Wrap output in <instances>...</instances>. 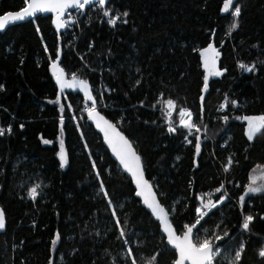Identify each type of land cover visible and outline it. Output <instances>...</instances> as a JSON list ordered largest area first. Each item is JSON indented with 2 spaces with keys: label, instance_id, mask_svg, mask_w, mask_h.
<instances>
[{
  "label": "trees",
  "instance_id": "16d2710c",
  "mask_svg": "<svg viewBox=\"0 0 264 264\" xmlns=\"http://www.w3.org/2000/svg\"><path fill=\"white\" fill-rule=\"evenodd\" d=\"M225 3L109 0L100 11H74L75 25L67 14L60 33L53 15L0 31V208L6 221L0 264H132L129 247L136 264L157 253L154 264H175L177 258L89 122L85 108L93 103L85 93L60 89L52 71L60 50L66 78L87 81L98 110L133 142L177 232L196 222L203 203L223 198L203 209L207 215L193 229L194 241L223 237L214 240L221 252L213 264H231L241 244L240 264H264L258 255L264 248V191L240 201L253 170L264 166V129L250 141L247 121L240 119L264 115V0H233L228 11ZM237 5L241 15L233 30ZM25 6L26 0H0V15ZM109 9L113 16L127 12L122 20L128 22L111 26L104 15ZM209 44L219 53L221 75H209L205 67ZM240 63H255L256 70L247 72ZM168 99L174 101L171 110ZM182 109L192 112L199 131L180 126ZM170 122L175 132L168 131ZM37 185L33 200L29 191ZM247 215L254 220L245 230ZM121 226L127 243L119 238Z\"/></svg>",
  "mask_w": 264,
  "mask_h": 264
},
{
  "label": "snow or ice",
  "instance_id": "6c2138e0",
  "mask_svg": "<svg viewBox=\"0 0 264 264\" xmlns=\"http://www.w3.org/2000/svg\"><path fill=\"white\" fill-rule=\"evenodd\" d=\"M107 0H26V6L23 7L22 10L16 12H8L7 14L0 15V30L4 29L7 24L15 23L18 21H23L26 18H31L36 16L38 13H48L52 12L55 13L56 16V26L57 28H65L66 22L62 20V17L66 14V10L69 8H76L78 10L85 9L86 6L92 5H100L101 7L105 6ZM233 4V0H226L224 10L228 11L229 6ZM232 14L234 16L235 22L232 24V29L235 30L239 27L238 18L241 15V7L237 5L233 10ZM106 17H109L107 22L111 26H116L118 21L126 18L128 16L127 12H123L122 14H118L113 16L111 10H107L104 12ZM123 23H127V19L122 20ZM212 53L211 57L207 54ZM218 52L216 48L209 44L208 48L204 50L205 55V67L209 69V75H221V72L216 69V57L218 56ZM239 67L247 72H253L256 70V64H245L240 63ZM52 68L56 70V79L60 83L61 89H64L66 86L71 87L72 85L66 84L64 77V70L63 68H58L56 62H53ZM73 81L78 83L80 86L83 87L85 95L87 96L89 101H92L93 106L88 109L89 117L93 118L97 122V127H100L101 130L104 132L105 138L107 142L111 145L112 151L117 155L120 160V163L123 167L130 172L133 177H135L137 186L140 188V191L137 195L144 196V203L148 205V207L152 210L156 216L161 219L165 225L164 231L167 233L168 242L178 251V259L175 261V264H185V262H189V264H213L215 257L220 254L219 249L214 245V240L223 239L222 236H215L212 239L205 238L200 240L199 238L196 241H193V229L196 227L197 224L200 223V220L203 219L207 212H204L203 209H208L209 211L211 208L216 207L217 203H222L223 198L219 199L216 203H213L211 199L208 200L207 203H203L201 208L197 209L198 218L196 222L191 226H185L186 231L182 233V235H177L175 229L172 227V224L169 222L168 213L165 212V209L160 205L157 201L155 194L151 191L152 186L149 184L147 180L144 179L143 169L141 165V158L138 156L133 148L129 140L119 131H117L116 125L106 120L103 116H101L96 111V101L94 96L92 95V91L89 88L88 82L85 80H76V77H72ZM139 83V81H137ZM204 90L206 91L208 88L207 77H205L204 82ZM203 100V97H201ZM231 103L235 104V101H231ZM227 107V104L221 105V108ZM166 108L171 110L174 108V101L168 99L166 101ZM168 115H171V112H168ZM225 121L229 119L227 115L223 117ZM240 119L247 121V136L248 139L251 141L255 138V136L264 129V115L260 116H244ZM61 123H63V118H61ZM180 126L189 129H196L199 131V127L193 121L192 112L188 109H182L180 111ZM8 132H11V129H7ZM169 132H175L176 128L171 126V122L168 128ZM5 132L4 129H0V135H3ZM44 143H51V141L45 140ZM191 143V141H189ZM196 154L200 153L201 147L199 143V138H197V143L195 144ZM59 158L61 160V166H64L68 163V156L67 152L64 149V142L63 140L60 141V153ZM232 164L231 158H229L228 165ZM93 167L95 168V162H93ZM259 167V166H258ZM228 170V167L225 168ZM100 173L97 170V176ZM255 181H253V184ZM250 184L247 188V191L240 197V201L243 202L245 197L250 193H258L264 191V188L253 186ZM40 186H34L29 191V196L35 200L37 196L40 194L38 188ZM223 185L220 188H217V192H221ZM145 190H147V194H145ZM101 191L103 192L104 196L108 198V203L111 205L112 201L108 195L107 190L103 186V182L101 181ZM210 195V194H209ZM204 197H201L203 201ZM113 216H116V210L113 209ZM254 220V217L251 215H247L244 218L243 222V229L248 230L250 223ZM117 225H120V220L116 219ZM6 226L5 221V213L3 208H0V231L4 230ZM120 237L125 239L126 243L128 242L127 236L125 233V229L121 226L120 229ZM227 235V233H225ZM60 239L59 233H56L55 238L52 241L53 247H55L57 241ZM245 251V245L241 244L238 250L234 252L231 256V264H240L242 259L243 253ZM127 255L132 259V264H136V258L132 253V248L129 247L127 249ZM159 255L154 254L146 264H154L156 260V256ZM258 255L264 259V248L260 249ZM143 264V262H142Z\"/></svg>",
  "mask_w": 264,
  "mask_h": 264
},
{
  "label": "water",
  "instance_id": "95a60500",
  "mask_svg": "<svg viewBox=\"0 0 264 264\" xmlns=\"http://www.w3.org/2000/svg\"><path fill=\"white\" fill-rule=\"evenodd\" d=\"M109 0H107V2H108ZM107 4V3H106ZM106 6V5H105ZM87 7V6H86ZM22 10V9H21ZM67 10H77L76 8H69V9H67ZM67 10H66V12H67ZM20 11V10H19ZM13 12H16V11H13ZM8 13V12H7ZM7 13H5V14H7ZM42 15H44V16H47V15H53V25L55 26V28H56V30L60 33L61 31H64L65 29H66V27L65 28H57V26H56V16H55V13H52V12H48V13H38L36 16H34V17H31V18H26L25 20H23V21H18V22H15V23H10V24H7L6 26H5V28L4 29H2V30H0L1 32H5L9 27H11V26H14V25H17V24H21V23H25V22H28L29 20H33V19H36L37 17H39V16H42ZM65 16H66V14L62 17V20H64L65 21ZM60 57H61V50L59 51V57H58V59L55 61L56 63H57V65H58V68H61L60 67ZM52 71H53V73H55V75H56V70H54L53 68H52ZM63 79L65 80V82H66V84H68V85H72L71 87H65V89H68V90H73V91H80V92H82V93H85L84 92V89H83V87L82 86H80L78 83H76V82H74L73 81V79H67L66 78V75H65V73H64V77H63ZM57 80V79H56ZM57 83H58V85H59V87H60V83L57 81ZM60 89H61V87H60ZM89 101V100H88ZM90 103H92V101H89ZM96 111L101 115V116H103L106 120H108L109 122H111V123H113L114 125H116L114 122H112L111 120H109L108 118H107V116L103 113V112H101L100 110H98V109H96ZM88 120H89V122L93 125V127L95 128V130L102 136V138H103V142H104V144H105V146L107 147V149L110 151V153H111V155L113 156V158L117 161V163L120 165V167L122 168V170L126 173V174H128L129 176H130V178H131V180H132V183H133V185H134V187H135V189H136V192H135V195H136V197L141 201V204L148 210V211H150L151 212V214L153 215V217H154V219L155 220H157L158 222H159V224H160V226H161V231H162V233L165 235V237H166V241H167V243L169 244V246L172 248V249H174V250H176L169 242H168V239H167V233L164 231V227H165V225H164V223H163V221L161 220V219H159L157 216H156V214L155 213H153L152 212V210L148 207V205L147 204H145L144 203V196H141V195H137V193L140 191V188L137 186V183H136V180H135V177H133V175L130 173V172H128L124 167H123V165L120 163V160H119V158L117 157V155L112 151V147H111V145L107 142V140H106V138H105V135H104V132L101 130V128L100 127H97V122H96V120L95 119H93V118H91V117H89V115H88ZM116 128H117V131H119V132H121L128 140H129V142L131 143V145H132V148H133V150H134V152L138 155V156H140V158H141V165H142V169H143V174H144V179L145 180H147L148 182H149V184L152 186V188H151V191L155 194V197H156V199H157V201L160 203V205L165 209V212H167L168 213V219H169V222L172 224V227L175 229V227H174V225H173V223H172V221H171V216H170V213H169V211L167 210V208L161 203V201H160V199H159V196H158V194H157V192H156V189H155V187H154V185L152 184V182L148 179V177H147V175H146V172H145V168H144V164H143V160H142V157H141V155L139 154V152L137 151V149L135 148V146H134V144H133V142L128 138V136L116 125ZM145 194H147V190H145ZM175 231H176V234L177 235H182V234H179L178 232H177V230L175 229ZM193 241H194V233H193ZM195 242V241H194ZM176 252H177V258H176V260L178 259V251L176 250ZM185 264H189V262H185Z\"/></svg>",
  "mask_w": 264,
  "mask_h": 264
},
{
  "label": "rangeland",
  "instance_id": "374dc122",
  "mask_svg": "<svg viewBox=\"0 0 264 264\" xmlns=\"http://www.w3.org/2000/svg\"><path fill=\"white\" fill-rule=\"evenodd\" d=\"M188 130H189V129H188ZM192 130H193V129H192ZM192 130H191V131H192ZM64 149H65V144H64ZM65 151H66V149H65ZM59 153H60V151H59ZM66 165H67V164H66ZM66 165H64L63 168H65ZM253 181H255L254 184H253ZM250 184H253V186H257V187L264 188V166H261V167H259V168L253 170V172H252V174H251V178H250V180H249V183H248L247 186H246V190H245V192L247 191V188H248V186H249ZM224 192H225V195L227 196L228 193L226 192L225 188H224ZM261 192H263V191H261ZM258 193H259V192H258ZM250 194H254V193H250ZM250 194H248V195H250ZM256 194H257V193H256ZM239 204H240V202H239ZM240 205H241V204H240ZM204 212H206V211H204ZM218 249H219V248H218ZM216 257H217V256H216Z\"/></svg>",
  "mask_w": 264,
  "mask_h": 264
},
{
  "label": "built area",
  "instance_id": "2783aa9c",
  "mask_svg": "<svg viewBox=\"0 0 264 264\" xmlns=\"http://www.w3.org/2000/svg\"><path fill=\"white\" fill-rule=\"evenodd\" d=\"M90 8H91V10L100 11L101 6L98 5V4H96V5H92V6H90ZM78 11H79V10H78ZM67 14H68V19H69L70 25H71V26H72V25H75V24L78 22V19H77V17H76L77 12L74 13V11H68ZM70 29H71V28H70ZM91 107H92V106L87 107V108H85V110L88 112V109L91 108ZM95 107H96V106H95ZM96 109H98V108L96 107ZM168 112H169V111H166V112H165V114H166V118H167L168 121H172V120H171V119H172V113H171V115H168ZM219 252H221V248H219Z\"/></svg>",
  "mask_w": 264,
  "mask_h": 264
},
{
  "label": "bare ground",
  "instance_id": "6f19581e",
  "mask_svg": "<svg viewBox=\"0 0 264 264\" xmlns=\"http://www.w3.org/2000/svg\"><path fill=\"white\" fill-rule=\"evenodd\" d=\"M71 28H74V27H71ZM87 112V111H86ZM87 114H88V112H87Z\"/></svg>",
  "mask_w": 264,
  "mask_h": 264
}]
</instances>
